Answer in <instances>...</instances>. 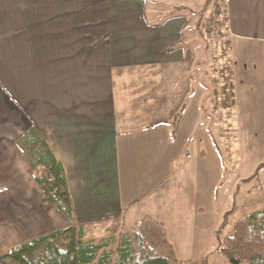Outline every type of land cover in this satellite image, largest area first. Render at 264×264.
<instances>
[{
    "label": "crops",
    "instance_id": "crops-1",
    "mask_svg": "<svg viewBox=\"0 0 264 264\" xmlns=\"http://www.w3.org/2000/svg\"><path fill=\"white\" fill-rule=\"evenodd\" d=\"M148 1L0 0V256L66 227L56 220L71 222L44 200L16 143L32 124L66 167L74 221L82 223L78 197L86 219L90 210L101 227H123L137 221L130 174L142 164L169 176L171 125L203 119L202 85L188 80L186 21L155 20ZM224 2L228 35L264 44V0ZM150 215L175 245L168 220Z\"/></svg>",
    "mask_w": 264,
    "mask_h": 264
},
{
    "label": "rangeland",
    "instance_id": "rangeland-1",
    "mask_svg": "<svg viewBox=\"0 0 264 264\" xmlns=\"http://www.w3.org/2000/svg\"><path fill=\"white\" fill-rule=\"evenodd\" d=\"M205 2L148 1L155 20L175 12L186 21L182 41L191 42L186 49L192 50L188 49L192 58L186 63L188 80L202 85L204 116L194 124L187 120L176 132L170 124L169 176H152L142 164L130 174L137 183L131 209L137 221L146 214L168 220L180 259L205 257L207 264H230L221 252L223 239L236 219L264 208V111L259 109L264 101V44L228 35L222 18L214 19L213 5L205 9ZM232 81L236 107L228 87ZM260 165L259 175L252 177ZM75 200L76 220L82 222L87 239L118 234L134 224L122 227L116 221L101 227L92 211L88 219L84 217L87 207L78 197ZM229 211L233 212L226 215ZM70 223L55 221L58 226Z\"/></svg>",
    "mask_w": 264,
    "mask_h": 264
},
{
    "label": "trees",
    "instance_id": "trees-1",
    "mask_svg": "<svg viewBox=\"0 0 264 264\" xmlns=\"http://www.w3.org/2000/svg\"><path fill=\"white\" fill-rule=\"evenodd\" d=\"M208 4L214 7V19L222 18L226 25L224 0H206L205 9ZM174 14L171 12L170 16ZM228 87L233 97L232 82ZM16 143L28 159L44 200L71 223L12 247L0 256V264H207L205 257L180 259L166 224L148 214L118 234L99 240L85 238L83 227L74 221V200L66 167L54 154L45 135L32 124ZM260 168L261 165L252 177L259 175ZM221 252L230 264H264V208L234 221L232 232L223 239Z\"/></svg>",
    "mask_w": 264,
    "mask_h": 264
}]
</instances>
